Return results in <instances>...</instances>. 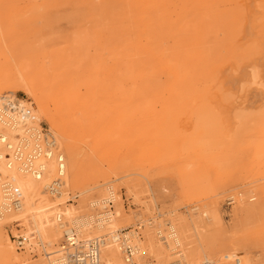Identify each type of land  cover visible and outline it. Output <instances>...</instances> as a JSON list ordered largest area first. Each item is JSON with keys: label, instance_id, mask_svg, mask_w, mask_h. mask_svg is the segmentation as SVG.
I'll return each instance as SVG.
<instances>
[{"label": "rangeland", "instance_id": "rangeland-1", "mask_svg": "<svg viewBox=\"0 0 264 264\" xmlns=\"http://www.w3.org/2000/svg\"><path fill=\"white\" fill-rule=\"evenodd\" d=\"M0 93L40 106L71 211L42 237L5 213L0 264H49L60 248L67 261L70 218L100 212L108 186L132 264H264V0H0ZM90 226L80 243L104 235ZM27 232L11 251L6 236ZM108 257L126 264L115 246Z\"/></svg>", "mask_w": 264, "mask_h": 264}, {"label": "bare ground", "instance_id": "bare-ground-1", "mask_svg": "<svg viewBox=\"0 0 264 264\" xmlns=\"http://www.w3.org/2000/svg\"><path fill=\"white\" fill-rule=\"evenodd\" d=\"M25 88L28 98H32L33 92L31 89L27 85H25ZM13 97L10 94L0 93V220H2L5 213L14 209L18 212V218H30L33 223V231L41 236V230L46 223L54 224L56 222L62 228L64 226L61 221L62 215H71V211L68 209L61 211L57 207L66 202L65 193L61 190L69 185V178L63 155L57 149L58 141L54 133H50L52 143H48L49 148L42 149L39 145L42 133H47L48 130H44V128H42V132L40 130L41 126L38 121L41 109L38 103L20 100L16 95H13ZM43 143L46 144V142ZM38 189L40 193L47 191L51 196L56 197L58 203L52 205L46 197L42 200H39L38 197L34 198L32 193ZM106 190L105 197L91 203L92 206L99 208L100 212H97L95 216L89 215L81 219L73 216L69 220L73 227L64 230L67 236H74V243L67 242L68 248L72 246L74 248L73 253L68 255L67 260H70V255H75L76 263L72 262L73 264H88L90 259H87L85 252L90 251L96 264H100L102 248H110L111 246H115L117 250H121L123 254L125 253L126 264H132V255H135L140 249L135 242H127V234H123V239L120 240L121 236L117 233L114 214L110 209H106L108 203L117 200V198L112 191V187L108 186ZM51 216L54 221L49 219ZM89 226L94 227L96 231H104V235H97L84 241V243H80L77 237L78 233L86 230ZM28 236V232L22 236L20 234L23 240H19L20 237L16 234L13 237L7 235L5 242L10 250L14 251L15 241L17 246L23 244L19 248H24L25 244L30 245ZM168 237L173 243V246L170 247L171 251L173 250L172 252L183 259V254L176 249L180 245V240L174 229ZM108 240H111L112 244H108ZM81 248L85 249L81 250ZM127 248L130 252L128 255L126 254ZM61 249L63 248L46 253L49 264H66V257L59 253ZM55 252L59 254L54 257L53 253ZM14 255L16 264H23L18 256ZM112 262L111 258L108 257L105 264H113ZM40 264L45 263L41 262Z\"/></svg>", "mask_w": 264, "mask_h": 264}, {"label": "built area", "instance_id": "built-area-1", "mask_svg": "<svg viewBox=\"0 0 264 264\" xmlns=\"http://www.w3.org/2000/svg\"><path fill=\"white\" fill-rule=\"evenodd\" d=\"M12 98H14L13 96H12ZM16 201V200H15ZM15 201H13V202H15ZM66 235V234H65ZM73 238H74V236L73 235H66V239H67V241H66V244H67V242L69 243V242H71V243H74V241H73ZM22 238L20 237V239L19 240H21ZM23 240V239H22ZM19 243H21V242H19ZM23 246V244H18V247H22ZM86 254V257H87V259L89 258L90 259V261H88L89 263L88 264H96V261H95V259L93 258V254H92V252L90 251V252H85ZM130 252H129V248H127V250H126V254L128 255ZM75 259H76V257H75V255H70V260H71V262H74V263H76V261H75Z\"/></svg>", "mask_w": 264, "mask_h": 264}]
</instances>
